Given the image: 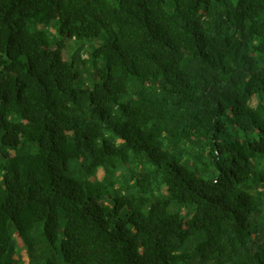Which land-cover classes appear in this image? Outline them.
Wrapping results in <instances>:
<instances>
[{"label":"trees","instance_id":"trees-1","mask_svg":"<svg viewBox=\"0 0 264 264\" xmlns=\"http://www.w3.org/2000/svg\"><path fill=\"white\" fill-rule=\"evenodd\" d=\"M0 264H264V0H0Z\"/></svg>","mask_w":264,"mask_h":264},{"label":"rangeland","instance_id":"rangeland-1","mask_svg":"<svg viewBox=\"0 0 264 264\" xmlns=\"http://www.w3.org/2000/svg\"><path fill=\"white\" fill-rule=\"evenodd\" d=\"M70 47H71V49H72V52L77 53V51H78V44H77V43L71 42V43H70ZM101 176H102V175H101ZM24 253H25V252H24Z\"/></svg>","mask_w":264,"mask_h":264}]
</instances>
